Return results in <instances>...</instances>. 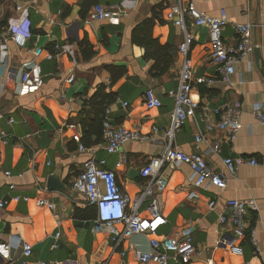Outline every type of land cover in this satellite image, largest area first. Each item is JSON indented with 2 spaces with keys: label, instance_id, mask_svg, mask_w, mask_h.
I'll return each mask as SVG.
<instances>
[{
  "label": "crops",
  "instance_id": "crops-1",
  "mask_svg": "<svg viewBox=\"0 0 264 264\" xmlns=\"http://www.w3.org/2000/svg\"><path fill=\"white\" fill-rule=\"evenodd\" d=\"M191 2L213 16L225 9L229 22L222 37L228 44L236 42L235 23L253 26L250 64H237L227 84L210 58L207 28L192 26L186 19L193 34L188 51L192 93L200 109L175 133L171 145L202 154L209 168L226 173L227 186L224 190L209 185L194 189L187 164L164 166L166 187L159 204L165 222L155 234H133L114 248L110 235L96 221L97 208L71 187L72 178L89 157L87 151L78 150V143L95 148V159H105V168L115 172L129 198L142 189L140 168L167 144L163 131L153 132L152 127L163 130L170 124L174 102L167 91L178 85L183 61L178 49L183 31L166 14L174 6L186 7ZM95 3L119 10L120 16L90 19ZM19 19L30 21L31 36L22 48L14 44L10 32ZM148 36L162 46L158 64L165 67L163 71L155 68L156 51L147 42ZM82 40L93 46L90 57L81 54ZM0 42L6 45L4 54L0 53V132L9 138L7 144L0 142V202L4 203L0 206V243L17 235L31 244L26 264H141L135 252L149 250L150 238L174 235L192 225L195 253L187 263L170 260L168 264H264V166L242 164L231 176L223 164L225 156L264 153V125L252 110L253 104L264 101V0H0ZM55 46L61 49L54 53ZM36 48L42 49L39 55L34 53ZM49 52L53 58L47 57ZM28 63L41 84L23 89L20 73ZM109 66L123 67L125 72L113 78ZM70 75L73 80L68 82ZM201 77L213 82H197ZM147 89L159 97L160 107L144 104ZM226 103L239 104L241 112L242 126L232 142L225 141V131L217 126L215 109ZM10 117L14 122L8 123ZM103 118L127 128L139 127L150 139L128 141L118 152L108 153L100 130ZM197 134L202 139L195 148ZM215 142H220L219 153L213 150ZM9 184H14L13 190ZM191 190L196 197L189 198ZM15 195L29 199L13 201ZM38 197L52 202L54 209L37 206ZM233 198L253 199L257 204V210L247 215L256 246L246 235L236 240L241 247L238 253L218 243L234 236L230 224L219 221L227 213L226 201ZM145 204L142 216L147 215ZM11 256L12 260L0 255V264H22L19 249L11 250Z\"/></svg>",
  "mask_w": 264,
  "mask_h": 264
},
{
  "label": "built area",
  "instance_id": "built-area-1",
  "mask_svg": "<svg viewBox=\"0 0 264 264\" xmlns=\"http://www.w3.org/2000/svg\"><path fill=\"white\" fill-rule=\"evenodd\" d=\"M119 10H113L105 7L100 3H95L89 13L92 20H116L120 16ZM174 25L183 31V39L179 43L178 49L183 56L182 65L178 76V85L176 88L169 89L167 94L173 98L174 107L171 113L170 124L167 128L161 129L153 126L152 131H163L167 140L164 151L157 156L151 157L139 170L140 176L144 180L142 189L129 198L118 185L116 175L113 170L105 168V159H95V148L86 147L78 143L80 152L87 151L89 157L85 160L83 169L76 174L71 180L73 190L83 194L89 205L97 208L96 221L109 235L114 248L136 233L153 235L158 227L165 222L160 216L159 195L166 187V180L162 175L164 166H173L185 163L189 166L191 174L189 181L195 188L209 185L224 190L227 186V175L224 171L213 170L208 167L206 160L199 152H184L171 145L175 133L180 130L189 117L195 116L200 109L199 100L194 97L192 90L193 74L190 59L188 58L189 47L193 41V34L188 28L186 19L192 23V26H205L208 32V42L210 58L219 73V78L225 83H230V78L235 73L237 64L246 62L250 64L249 56L254 49L252 42V24L235 23L236 42L228 44L223 40L222 32L229 22L225 9H221L219 14L213 16L199 10L194 3H189L186 7L174 6L166 14ZM11 40L18 47L26 45L28 38L31 36L30 21L28 19H19L17 23L10 26ZM6 45L0 42V53L5 52ZM61 46L54 47V53L59 51ZM41 48H36L34 53L39 55ZM49 52L48 58H53L54 53ZM32 65L24 64L20 73V84L23 89L36 88L41 84L37 75L32 74ZM73 80L70 75L68 82ZM199 83L213 82L211 78H197ZM144 104L148 108L161 106V100L157 97L152 89H147L144 93ZM126 106L127 102H123ZM253 114L256 120L264 125V101L253 104ZM218 115L217 126L225 131L224 139L227 142L234 141L237 132L241 128L240 106L239 104H223L215 109ZM0 114V120H1ZM14 122L12 117L8 118V123ZM102 135L104 139V148L108 153H116L120 147L128 141H148L150 135L143 133L139 127L127 128L122 124H116L104 118L102 121ZM79 140V136H75ZM202 137L197 134L194 139L195 148L199 147ZM9 138L3 131L0 132V142L7 144ZM213 150L220 152V142L213 144ZM225 170L234 176L239 165L248 164L250 166H264V153L255 157L245 156H225L223 157ZM116 165H119L117 162ZM6 176L10 175L5 171ZM11 190L14 184H9ZM189 198L196 197L195 190L188 194ZM28 196L15 195L13 201H27ZM35 203L40 207L54 209V204L46 198L38 197ZM147 212L146 216L141 215V206ZM4 203L0 202V206ZM214 202L210 201L209 206L213 207ZM227 213L219 217L221 224H230L234 236L231 239H220L218 243L225 246L231 252H241V247L236 244V240H241L249 235L250 242L256 246L254 229L249 226L247 215L249 212L257 210V204L253 199H228L226 201ZM121 226V228H119ZM193 226L188 225L179 232L170 236L161 238L153 237L149 239V250L135 252L137 261L141 264H168L170 260L175 262L187 263L195 253V246L192 242ZM59 237V232L54 234V238ZM53 247L57 246L54 242ZM20 250V262L26 264L27 258L32 253V245L23 241L19 236H12L7 242L0 243V255L9 259L11 250ZM123 253V251H121ZM17 259V258H16ZM38 264H47V261H39ZM55 264H59L58 262Z\"/></svg>",
  "mask_w": 264,
  "mask_h": 264
},
{
  "label": "trees",
  "instance_id": "trees-1",
  "mask_svg": "<svg viewBox=\"0 0 264 264\" xmlns=\"http://www.w3.org/2000/svg\"><path fill=\"white\" fill-rule=\"evenodd\" d=\"M146 40H147V42L149 44H151L153 46L154 50L156 51L155 52V56H156V61L157 62L155 63V68L159 72L163 71L165 69V67L164 66H160V64H158V62H160L158 60V54H159L160 49H162V46L158 43V41L156 39L149 38V36L147 37ZM80 50H81V54H82V56L84 58L90 57L94 53L93 46L87 40H82L80 42ZM108 69L111 72V74L113 75L112 76L113 78L119 77L125 72V69L123 67L109 66ZM103 119H102V121H103ZM101 122H100V124H101L100 130H102V128H101L102 127V123Z\"/></svg>",
  "mask_w": 264,
  "mask_h": 264
},
{
  "label": "water",
  "instance_id": "water-1",
  "mask_svg": "<svg viewBox=\"0 0 264 264\" xmlns=\"http://www.w3.org/2000/svg\"><path fill=\"white\" fill-rule=\"evenodd\" d=\"M255 54H256V56H257V51L255 50Z\"/></svg>",
  "mask_w": 264,
  "mask_h": 264
}]
</instances>
